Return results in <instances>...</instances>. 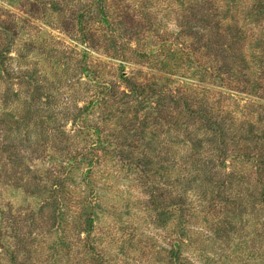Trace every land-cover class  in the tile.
Wrapping results in <instances>:
<instances>
[{
    "label": "rangeland",
    "instance_id": "obj_1",
    "mask_svg": "<svg viewBox=\"0 0 264 264\" xmlns=\"http://www.w3.org/2000/svg\"><path fill=\"white\" fill-rule=\"evenodd\" d=\"M0 264H264V0H0Z\"/></svg>",
    "mask_w": 264,
    "mask_h": 264
},
{
    "label": "trees",
    "instance_id": "obj_2",
    "mask_svg": "<svg viewBox=\"0 0 264 264\" xmlns=\"http://www.w3.org/2000/svg\"><path fill=\"white\" fill-rule=\"evenodd\" d=\"M103 13H101V11L99 10V13H98V16H99V18L101 19V15H102ZM102 17H103V15H102ZM84 18H85V16L84 15H82V14H80V20H84ZM103 20V19H102ZM89 251H93L92 249H88ZM94 254V253H93Z\"/></svg>",
    "mask_w": 264,
    "mask_h": 264
}]
</instances>
